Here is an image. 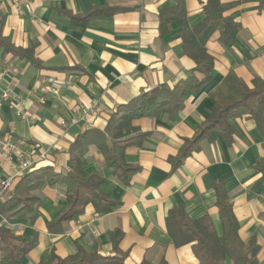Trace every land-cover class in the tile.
<instances>
[{"label": "crops", "instance_id": "0c3cea01", "mask_svg": "<svg viewBox=\"0 0 264 264\" xmlns=\"http://www.w3.org/2000/svg\"><path fill=\"white\" fill-rule=\"evenodd\" d=\"M0 0V37L22 50H33L41 68L0 48V86L20 97V108L29 118L14 116L15 106L0 107V139L11 137L34 168L67 171V151L79 135L103 131L118 107L155 89L172 90L190 77L193 62L183 52L181 29L203 19L206 0H184L181 18L165 23L163 12L176 0ZM223 16L239 25L231 43L219 42L218 32L208 38L205 49L213 58L210 80L194 93L188 92L182 108L168 115L160 110L151 117L132 121L144 137L127 146L125 162L138 169L128 186L116 181L103 164L100 152L90 146L82 155L83 174L103 178L101 192L117 207L98 214L87 205L71 221L50 227L65 206L60 184L43 187L37 216L4 223L15 235L36 237V247L21 264H40L52 252L59 258L77 249L96 248L102 257L113 255L111 234L119 232L118 251L123 264H197L191 245L175 246L166 230L167 213L182 208L191 219L208 216L219 235L216 207L219 187L231 202L243 242L255 238L258 260L264 264V195L253 187L260 178L256 163L264 158V133L254 121L238 117L230 121L227 142L220 135L202 140L176 168L175 158L185 142L210 115V94L232 72L248 88L255 78L264 79V0H219ZM107 7L109 15L83 22L91 9ZM66 14H69L66 15ZM71 16H76L72 19ZM9 68L6 73L3 68ZM201 81L203 75L194 72ZM53 77L68 82L58 97L41 90V82ZM97 105V115L63 130L60 120L76 115L78 106ZM0 157V179L18 169ZM23 173V172H22ZM101 264V263H98Z\"/></svg>", "mask_w": 264, "mask_h": 264}, {"label": "trees", "instance_id": "16d2710c", "mask_svg": "<svg viewBox=\"0 0 264 264\" xmlns=\"http://www.w3.org/2000/svg\"><path fill=\"white\" fill-rule=\"evenodd\" d=\"M183 1L176 0L173 9L163 12L165 23L170 24L181 18L184 13ZM223 12L219 0H206L203 19L191 27L182 25V49L194 64L189 78L172 90L155 89L140 94L128 104L118 107L103 131L89 130L77 136L67 151L65 173L56 172L47 166H30L14 180L11 187L0 197V264H21L25 256L36 247V237L15 235L4 223L15 218L33 221L39 206V198L35 193L43 187L60 184L64 190L65 206L55 216L50 227L71 221L81 215L87 205H92L98 214L109 213L117 207V204L109 201L101 192L100 186L104 181L102 177L96 173L83 174L82 155L88 147L94 146L100 152L103 164L110 170L111 176L122 186L129 185L138 169L125 162V151L127 146L141 140L145 135L132 126V121L154 116L160 110L173 115L182 108L188 92H198L210 80L213 58L205 49L208 38L212 33L218 32L219 42L228 44L234 41L240 30L239 25L223 16ZM107 15V7L95 8L81 18L86 22ZM71 18L76 19V16ZM0 48L6 53L27 59L36 68H41L32 49L15 48L1 37ZM194 72L203 75L201 81L195 79ZM210 97L213 105L209 117L196 130L192 139L185 142V147L179 154L170 159L173 168L178 167L202 140L212 142L220 135L229 142L233 133L230 125L232 119L246 117L254 121L257 128L264 133V79L255 78L253 88L250 89L229 72ZM255 169L260 178L253 190L264 195V158L256 163ZM215 191L221 233H216L208 216L191 219L182 208H176L170 210L165 219L172 243L175 246L191 245L197 264H261L258 260L260 246L255 238L246 243L240 239L239 225L229 198L221 188L216 187ZM119 238V232L111 234L113 255L110 257L100 256L96 248L90 251L79 248L73 255L65 258H59L51 252L47 261L40 264H123L125 254L118 251ZM160 264L165 262L161 261Z\"/></svg>", "mask_w": 264, "mask_h": 264}, {"label": "built area", "instance_id": "2783aa9c", "mask_svg": "<svg viewBox=\"0 0 264 264\" xmlns=\"http://www.w3.org/2000/svg\"><path fill=\"white\" fill-rule=\"evenodd\" d=\"M15 8L20 7L19 0H10ZM4 65L0 61V68ZM3 71L6 73L11 72L9 68L4 67ZM68 82L61 81L53 77H47L41 82V90L44 94L58 97L60 91L64 87H68ZM8 103L15 106L14 116L18 119H30L25 116L20 108V97L10 93L7 89H2L0 86V107L2 104ZM97 115V105L91 104L90 106H78L76 115L71 117L68 121L60 120L59 126L63 130H67L70 127L77 126L79 121L84 120L88 117H95ZM14 154L17 158V171L5 179H0V197L11 187L14 180L31 165V158L24 154L18 145L12 140L11 137H4L0 139V157L4 163L12 164L11 156Z\"/></svg>", "mask_w": 264, "mask_h": 264}]
</instances>
